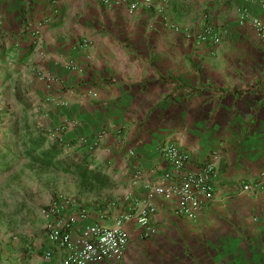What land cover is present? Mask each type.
<instances>
[{"label": "crops", "instance_id": "1", "mask_svg": "<svg viewBox=\"0 0 264 264\" xmlns=\"http://www.w3.org/2000/svg\"><path fill=\"white\" fill-rule=\"evenodd\" d=\"M139 2L131 10L128 0H10L4 16L20 27L0 29L7 35L0 60L16 57L10 80L28 79L40 98H62L49 113L70 125L60 138L76 140L75 147L88 138L82 143H90L95 164L125 188L122 202L137 201L123 211L163 183L171 168L159 151L165 142L187 150L192 166L216 163V195L201 212L181 215L175 201L156 195L155 231L127 221L123 257L97 264H264V42L251 23L263 15L264 0ZM207 24L219 41L197 37ZM6 133L0 119V141L11 139ZM18 156L0 149V173ZM96 206H87L85 219L76 207L66 210L74 236L123 212L113 202ZM46 207L30 210L33 226L22 234L0 230V264H62L66 249L48 236L55 217Z\"/></svg>", "mask_w": 264, "mask_h": 264}, {"label": "rangeland", "instance_id": "2", "mask_svg": "<svg viewBox=\"0 0 264 264\" xmlns=\"http://www.w3.org/2000/svg\"><path fill=\"white\" fill-rule=\"evenodd\" d=\"M57 1L52 0V2ZM6 2L7 4H5ZM8 2L10 0H0V29L5 25L19 28L18 18L4 16V11H6V15L10 14ZM204 20L206 21L205 15ZM207 25L212 26V24ZM205 28L206 26L197 33V37ZM2 34L6 35L5 31H0V41L5 36H2ZM4 49V55H6L7 47L5 46ZM1 52L3 53L0 44ZM8 56L5 61L0 60L2 69L0 77L3 78L0 85V119L3 120V131L5 133L6 131L10 132L12 140L5 138V136L2 137L0 149L1 151L7 148L15 150L19 154V158L14 161L12 170L0 173V184L3 185L0 190V230L13 236L22 234L28 227L33 226L32 218L29 214L31 209L48 206L60 198H75L86 209L88 207H97V204H99L100 208L106 209L107 205H111V202H113L114 208L121 211L130 202H137L136 200H129L126 203L122 202L124 195H126L124 193L125 188H120L116 183H112L107 188H88L81 183L76 175L52 167H41L25 155V142L29 139L27 134L31 130L40 128L46 130L49 132L50 139L55 140L64 135L65 131L68 132L67 128L70 125L66 122L58 125L54 123L55 119L49 116L52 108L60 106V99H62L60 96L56 98L51 96L40 98V94L36 96L27 89L28 79L23 80L17 77L10 80L12 76H15L13 75L16 70L14 65L17 64L15 56ZM11 68L13 69L11 70ZM38 73L40 76H44L42 72ZM43 78L49 80L47 75ZM14 88L16 91H14ZM16 96L19 97V101ZM26 102L31 103L28 110L23 107ZM47 118L51 119V123ZM100 134L102 135L103 132L101 131ZM79 141V144L83 145L82 142H88V138L80 137ZM73 150V147H68L65 153ZM102 168H104V165ZM105 216L106 214H104Z\"/></svg>", "mask_w": 264, "mask_h": 264}, {"label": "built area", "instance_id": "3", "mask_svg": "<svg viewBox=\"0 0 264 264\" xmlns=\"http://www.w3.org/2000/svg\"><path fill=\"white\" fill-rule=\"evenodd\" d=\"M103 1L109 4L112 0ZM128 1L131 10L138 8L139 0ZM251 23L264 42V13L252 17ZM198 38L216 42L220 36L212 26L207 25ZM159 151L162 158L171 166L162 174L163 183L152 184L150 197L139 202L136 207L115 216L112 224L93 222L83 226L80 233L74 236L75 219L73 216H65L66 210L76 207L80 217L85 219L89 216L88 209L71 197L60 198L43 209L48 218L55 217L49 219L46 229L49 238L66 249L62 264H97L106 260L121 259L130 242V235L125 227L127 221L135 218L140 226L146 228L147 234L155 231L152 217L157 212V205L152 198L156 195L168 201H175L177 212L187 216L198 214L214 200L216 195L214 161L192 166L190 153L175 141L165 142ZM253 187L256 188V184L243 185L245 190L254 189ZM51 255V251L46 252L47 258Z\"/></svg>", "mask_w": 264, "mask_h": 264}, {"label": "trees", "instance_id": "4", "mask_svg": "<svg viewBox=\"0 0 264 264\" xmlns=\"http://www.w3.org/2000/svg\"><path fill=\"white\" fill-rule=\"evenodd\" d=\"M16 99L20 100L19 97ZM30 105V102H26L25 109L28 110ZM27 135L29 139L25 142L24 153L39 166L72 173L88 188H107L111 185L110 175L95 164L90 143L75 147L74 139L66 140L58 137L51 140L49 132L41 128L31 130ZM68 147H73L74 150L65 153Z\"/></svg>", "mask_w": 264, "mask_h": 264}]
</instances>
